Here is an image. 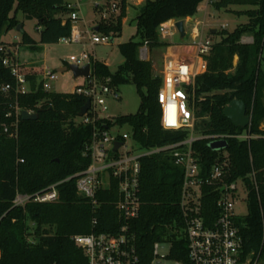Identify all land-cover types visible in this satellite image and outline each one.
Wrapping results in <instances>:
<instances>
[{"label": "trees", "instance_id": "obj_1", "mask_svg": "<svg viewBox=\"0 0 264 264\" xmlns=\"http://www.w3.org/2000/svg\"><path fill=\"white\" fill-rule=\"evenodd\" d=\"M204 0H144L135 18L136 37L119 45L122 61L116 71L98 59L93 62L94 74L99 79L111 77L115 85L133 83L140 96L137 113L115 118L114 124L129 126L133 138L142 147L152 148L181 142L189 131L165 130L161 124L162 110L158 92L162 78L151 60H142L139 48L148 41L151 49L167 47L159 34L161 24L170 20H185L198 13ZM217 10L229 11L234 5L250 6L243 11L248 22L233 31L223 29L221 39L214 42L207 57V71L195 81V132L199 135H236L248 130L237 127L224 115L233 100H243L247 114L252 116L250 131L257 135L250 141L227 138L230 160L229 180L244 179L248 185V213L236 219L244 239V257H259L264 264V0H209ZM105 9L96 7L101 14ZM118 14L98 23L100 34L112 38L121 35L127 16L128 0H119ZM70 11L65 0H0L1 38L20 23L18 14L37 20L39 41L23 31L22 42L36 50L41 45L56 44L71 35L73 22L65 17ZM23 27V24H22ZM244 36L252 37L247 43ZM5 53L0 51V89L10 84L11 90H0V264H87L83 250L72 240L76 234L92 231L93 208L80 196L75 181L59 185L60 198L56 203L30 201L24 207L15 205L18 193L35 194L49 185L85 170L91 157L86 146L93 126L77 124L86 98L77 93L46 92L36 74L28 75L30 93L18 95L11 70L3 65ZM238 58L234 66L235 58ZM41 103L38 108L37 104ZM18 104L22 110L39 111L37 120L24 121L20 117L19 136L10 138L4 133L3 123H10L6 115L14 113ZM109 126L111 121H107ZM204 138L194 142L200 153L203 172L215 161L218 153ZM23 159L24 162H19ZM255 172L256 185L251 174ZM183 169L166 154H155L141 159L139 218L134 223L138 235V249L143 264L151 259V247L162 234L174 240L173 257L185 259L184 233L169 234L172 228L183 229L180 209ZM203 215L212 223L219 211L210 188L205 187ZM114 208L102 204L98 231H107L116 223ZM29 236L34 243L29 241Z\"/></svg>", "mask_w": 264, "mask_h": 264}, {"label": "built area", "instance_id": "obj_2", "mask_svg": "<svg viewBox=\"0 0 264 264\" xmlns=\"http://www.w3.org/2000/svg\"><path fill=\"white\" fill-rule=\"evenodd\" d=\"M68 8L73 10L69 15L73 22V30L70 36L61 38L59 42L67 45H83V49L71 55L65 66L84 67L90 64L91 67L90 76L82 77L83 82L76 84L71 91L84 96L86 101L90 100L87 113L76 117L74 122L93 126L92 136L86 146V154L91 157V162L85 170L53 183L40 192L18 193L14 201L15 205L24 207L30 201L56 203L60 198L59 185L74 180L77 193L87 199L94 213L91 221L92 231L72 236L75 245L81 248L87 257V264H143L138 249L137 231L134 229V223L140 216L142 206L141 159L166 153L177 166L183 169L180 209L184 226L182 230L171 227L169 234H175V238L179 239L181 237L178 234L184 233L186 256L185 259L174 258L176 243L174 240H169L168 235L162 234L151 247L152 256L148 264H166V260L171 264H261L259 257L253 259L243 255L244 239L236 222L240 216L236 214L235 206L242 192L248 200L249 189L242 178L235 181L229 180L228 148L217 150L218 155L215 161L204 173L200 153L193 147L194 142L204 138L210 140V145L212 141L227 140L229 137L247 141L257 137L251 133L250 126L247 131L236 135L203 136L195 132V124L198 120L195 114V81L199 75L207 71V57L211 53L214 41L203 37L199 23H195L188 33L191 47L194 49L192 55L187 59L168 57L161 70L162 85L157 99L162 110V127L165 130L186 129L189 131L188 138L173 144L144 148L133 138V131L129 126H127L128 130H122L125 126L114 124L115 118L108 116L110 101L118 102L122 99L120 86L115 85L111 77L99 79L94 74L93 62L97 59L94 54L84 48L86 33H88L87 41L92 46L108 44L112 41V36L97 33L94 30L89 33L78 25H74L79 20V8H75L70 3ZM112 10L119 12V4L112 3ZM102 17L107 20L105 12ZM176 22V20H170L161 24L159 34L166 37L172 35L173 31L178 33ZM0 51L5 53L3 65L11 70L15 79L16 93L18 95L30 93L28 75L31 73L25 65L18 62L17 54L12 55L11 49H5L2 45ZM149 53V44L145 41L139 48V56L142 60H146L149 58ZM69 71L73 74L71 70ZM37 76L44 91L55 92L54 82L58 80L55 71L46 66L42 74ZM11 88V85L7 84L0 90L8 93ZM37 107L40 108L41 103L37 104ZM22 111L17 104L14 113L9 112L6 115L7 118L12 119L10 123H3L4 133L10 138L17 139L19 136ZM27 111L36 112L35 110ZM107 121H111L112 125L109 126ZM115 126H119V130L111 132ZM118 142L121 146L116 148ZM19 162L22 163L24 160L19 159ZM250 178L257 187L255 172ZM240 181L244 186L243 190L239 186ZM205 187L210 188L209 192L213 195L219 211L210 224L206 222L203 215L206 200ZM102 204L107 207L112 206L117 217L116 223L107 227V231L97 229L100 224L99 214ZM28 239L34 243L32 236ZM161 243L169 245L167 255L160 254Z\"/></svg>", "mask_w": 264, "mask_h": 264}, {"label": "rangeland", "instance_id": "obj_3", "mask_svg": "<svg viewBox=\"0 0 264 264\" xmlns=\"http://www.w3.org/2000/svg\"><path fill=\"white\" fill-rule=\"evenodd\" d=\"M66 1H68L75 8H79V20H77L76 24L74 25H78L81 29L88 31L89 33L102 20V14L96 7L98 6L99 8L105 9L109 2V0ZM118 1L119 0H110V6L105 11L107 20L114 18L118 14V12L112 10V3L115 2L118 4ZM128 1L129 5L127 16L123 21V30L120 36L113 38L108 44H99L95 46L90 45L87 41L88 33H86L84 36V48L91 54H94L95 58L99 61L107 62L111 71L113 72L117 70L119 63L122 61L119 45L131 39L139 40L136 37L135 18L140 12L144 1L137 5L136 0ZM199 8L198 19L192 20L190 19L191 17L186 18V21H188V23L185 25L187 34L184 38H180L179 33L173 31L172 35L166 37L160 35L163 41L170 43L169 46L155 49H151L149 47V58L146 60L152 61L158 74H161L163 64L168 57L187 59L192 55L194 49L191 47V40L188 33H190L191 27L195 23H199V28L203 37L210 38L214 42H218L221 39V32L223 29L233 31L239 25L248 22V17L239 13H243V11L251 7L234 5L230 7L229 11H225L223 9L217 10L209 2V0H204L200 4ZM71 11L73 10L70 9L65 17H68ZM18 19L20 21L19 24H23V31L38 42L40 33L37 27V20L34 18H26L22 12L18 14ZM212 29H216L217 32L212 34ZM22 36V30H18L17 27L10 30L1 38V41L4 43L3 47H5V49H11L13 51L12 55L17 54L18 62H20L22 65H25L27 69H29L30 66H38V68H40V66L45 64V66H47L50 70L55 71L58 77V80L54 82L55 92L69 93L73 90L76 84L83 82L82 77L75 78L70 71L64 73L58 72L60 67L65 66L68 63L69 57L71 55L79 53L83 49V45H67L58 42L56 44L47 46L46 51L43 50L42 47L32 50L22 42ZM242 40L249 43L252 41V37L244 36ZM44 51L46 52V57H44ZM237 62L238 58L236 57L234 60V66H236ZM120 92L122 97L120 101H110V110L108 112V116L113 119L123 115L135 114L138 112L140 107V96L136 86L133 83L120 86ZM118 130L119 126H115L112 128L111 132H116ZM122 130H128V127L125 126L122 128ZM239 186L243 190L244 186L242 185L241 181L239 182ZM235 212L240 217H244L248 213V200L243 192L240 193V199H238L236 202ZM159 252L162 255H167L169 252V245L166 243H161ZM165 263L171 264V262L168 260H166Z\"/></svg>", "mask_w": 264, "mask_h": 264}, {"label": "water", "instance_id": "obj_4", "mask_svg": "<svg viewBox=\"0 0 264 264\" xmlns=\"http://www.w3.org/2000/svg\"><path fill=\"white\" fill-rule=\"evenodd\" d=\"M196 15H193L191 18H195ZM22 25L19 24L17 26L18 30H22ZM176 28L181 38H184L187 34L185 28V20H178L176 22ZM95 31H98V27L94 28ZM216 29H212L211 33L215 34ZM90 64L85 65L84 67H78L76 65L64 66L58 69L59 72H68L71 70L75 78L78 77H89L90 76ZM90 108V100H87L85 105L81 108L79 112V116H83L87 113ZM224 115L230 119L235 126L237 127H249L251 125L252 116L247 114V105L243 100L235 99L224 109ZM39 117V111L29 112L27 110H23L21 112V118L24 121L29 120H37ZM121 143H116V148L120 147ZM210 147L214 150H223L228 148V141L225 139L212 141L210 143Z\"/></svg>", "mask_w": 264, "mask_h": 264}, {"label": "crops", "instance_id": "obj_5", "mask_svg": "<svg viewBox=\"0 0 264 264\" xmlns=\"http://www.w3.org/2000/svg\"><path fill=\"white\" fill-rule=\"evenodd\" d=\"M144 0H136V5L137 4H139V3H142ZM65 2H67V3H69L68 1H66L65 0ZM128 3H129V1H128ZM200 9V8H199ZM199 9H198V13L196 14V17L195 18H190V19H192V20H194V19H198L199 18ZM186 23H187V21H186V19H185V25H186ZM181 38V37H180ZM191 40V39H190ZM51 44H45V45H41V47H42V49L43 50H45L46 51V47L47 46H50ZM44 51V52H45ZM44 57H46V52L44 53ZM45 59V58H44ZM176 59H180V58H176ZM107 65H108V63L107 62H105ZM33 64V63H32ZM44 65V66H43ZM42 66H40V68H38V66H30L29 67V69H28V71L31 73V74H37V75H41L42 74V72H43V69L46 67L45 66V64H43ZM109 66V65H108ZM25 68L27 69V67L25 66ZM61 68V67H60ZM38 72V73H37Z\"/></svg>", "mask_w": 264, "mask_h": 264}]
</instances>
